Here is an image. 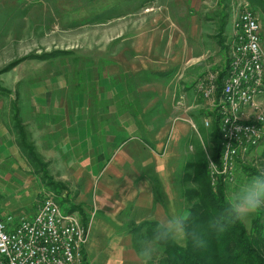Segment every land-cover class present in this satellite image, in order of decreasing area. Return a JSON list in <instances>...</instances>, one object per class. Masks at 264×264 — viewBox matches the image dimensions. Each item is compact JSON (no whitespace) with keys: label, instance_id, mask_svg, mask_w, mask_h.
Masks as SVG:
<instances>
[{"label":"rangeland","instance_id":"374dc122","mask_svg":"<svg viewBox=\"0 0 264 264\" xmlns=\"http://www.w3.org/2000/svg\"><path fill=\"white\" fill-rule=\"evenodd\" d=\"M244 7L254 13L264 38V0H0L2 215L16 220L30 217L40 197L54 196L60 211L75 206L81 219H89L88 241L81 254L85 264H138L123 263L119 257L123 230L128 227L121 221L129 209L116 206L110 196L96 197L97 180L108 178L104 172L98 175L110 155L102 145L105 126L112 124L113 146L128 133L139 139L143 151L136 159L143 162L141 175L149 185L160 188V196L168 195L169 177L177 176L181 190L194 187L182 175L191 171L190 163L210 157L212 149L210 124L203 125L209 111L195 88L196 80L202 65L224 67L229 34L224 35L230 20ZM25 82L33 91H49V103L63 100L70 112L78 103L79 125L98 133L95 152L84 145L65 153L41 149L33 122L27 124L22 115L28 104H23L29 92ZM183 90L182 101L192 106L193 115L187 120L179 116V91L183 94ZM123 113H128L127 121L119 117ZM51 123L44 132L52 133ZM4 136L14 143L18 156L10 154L12 146ZM263 150L264 142L236 166L224 194L264 169ZM176 153L179 158H173ZM171 195L168 210L174 213L173 202L177 199L176 208L181 210L183 200L178 209L181 193L176 197L171 188ZM92 196L99 209L87 214L85 199ZM238 222L248 238L257 241L260 223L264 230V211ZM142 231L136 232V247ZM260 248L264 253V241Z\"/></svg>","mask_w":264,"mask_h":264},{"label":"built area","instance_id":"2783aa9c","mask_svg":"<svg viewBox=\"0 0 264 264\" xmlns=\"http://www.w3.org/2000/svg\"><path fill=\"white\" fill-rule=\"evenodd\" d=\"M227 41L220 87V70L195 84L217 121L218 163L206 158L211 186L217 178L232 182L236 166L264 142V43L250 8L236 12ZM204 118L207 127L211 116ZM88 231L89 219L84 224L77 211H60L54 196L44 195L30 217L0 215V264H81Z\"/></svg>","mask_w":264,"mask_h":264},{"label":"crops","instance_id":"0c3cea01","mask_svg":"<svg viewBox=\"0 0 264 264\" xmlns=\"http://www.w3.org/2000/svg\"><path fill=\"white\" fill-rule=\"evenodd\" d=\"M230 22L228 25V31H226L224 37H227V35L229 34ZM196 24L199 25L198 22H196ZM201 25L202 24H200V26ZM259 31H260L259 32L260 40L264 43V38L261 33L260 25H259ZM201 37L202 36H200V38ZM225 50L223 54H225L226 52ZM208 67H212V66L202 65L203 71L201 72L200 78L212 76L213 74H217V72L219 71V68H217L218 66H215L214 68H210V69ZM25 87L29 90V92L23 104H26L27 101L28 104L26 110L22 109L23 110L22 115L25 117L26 119L25 122L27 124L29 123L28 121L33 122L31 128L36 130L37 132L35 137L37 139V145L41 146L40 147L41 149L45 151L56 150L65 153V152H74L75 150L79 151V149L81 150L82 145H84L89 148V151L95 152L96 148H98L99 146V141H100V140L98 141V133H96L95 129L93 128L84 129L81 127V125H79L81 114L78 103L76 104V108L74 106V108L70 112L64 109L63 100L61 101L57 100L53 104L49 103V101L51 100L50 96H48V94H50L49 91H47L48 94L47 92L41 93L38 90L33 91V89L35 88H32V85L27 82H25ZM179 95L182 103V107H181L182 113L179 116L184 117L182 118V120H187V118H190V116L193 115L191 110L192 106H187L188 105L187 102L184 104V102L182 101V96L183 97L186 96L184 90H183V94L182 92L179 91ZM0 110H1V106H0ZM111 113H109L110 115L108 116L110 121L112 120ZM119 117L122 120L127 121L129 116L128 113H123L120 114ZM133 117L135 121L138 120V118H136V114H134ZM104 119L105 120L107 119V115H105ZM49 120H53V123H51L54 126L52 127L51 130L52 133H50V130L47 133L44 132L45 128H48L47 125ZM22 121H24V118L22 119ZM65 121H67L68 123H65ZM36 122H44V123L36 124ZM53 129H55L56 131L53 132ZM88 134H90L89 139L87 140L83 139L85 138V136L87 137ZM107 134H110L108 135L109 140L106 139ZM131 134L134 133H128V137L126 139L120 141L118 145L113 146L112 124L109 125L108 128L107 126H105L104 134H103L105 137V141L103 140L102 145L107 147L106 152H108L110 155L100 167L99 169L100 171L98 172V175H100L101 172H104L106 176H108V178H106L102 182L97 180L95 184L96 189L98 187V192H97L98 196H96L98 200L100 198H103L104 196H110L112 198V201L116 202L115 203L116 206L129 209L126 215L123 216L124 217L123 221H121V223L127 224L128 226L125 230H123V235H124L123 246L121 247L122 252L119 256L122 259L123 263L124 262L138 263L136 257V245H135L136 241L134 239V236L132 235V230L134 229V227L144 222H148V223L152 222L153 218L158 214L172 213L171 210H168L170 208V203H169V201L171 200L170 197L172 196L171 188L172 190H174L176 197L178 192H179V196L181 193L177 176L176 178L169 177L168 182H166L165 180L166 176L164 177L163 182L165 181L167 183V189H168V195L165 194L164 197L159 195L160 188L158 186L155 189L156 185L151 186L146 182L145 179H143L140 172L141 164H143V162L140 159L139 160L136 159L138 152L143 151V147L139 143V139L138 140L135 139V137H133ZM66 136H68V139H65ZM69 136L71 139H69ZM0 137H1V133H0ZM5 139L12 146L11 150L10 148H8V151L10 150L12 152L9 153L18 156L19 155L18 150L16 149L14 143H12L10 139L8 140L7 137ZM187 140H182V144H186L185 142H187ZM134 141L136 144H130L131 142ZM155 142L156 140L152 143L155 144ZM149 149H150L149 153L153 154L152 148ZM180 150L181 149L179 148L178 152H180ZM159 154L160 155L163 154V149ZM179 155H180L179 153H176V155L173 158H179ZM167 165L171 167V162L167 163ZM168 185L170 186V189ZM163 190H166V187H164V185H163ZM154 192L157 193L156 195L158 200H156V195ZM179 199H180V207H178V209L182 208L181 196ZM82 201L84 202V199H82ZM176 201L177 199L173 202L174 205L172 207L174 209V212L177 211ZM84 204H87L86 205L87 206L86 208L88 210L87 214L90 211L94 212L95 210L99 209V207H97L96 198L93 196L88 201H86L85 199ZM1 212L2 211L0 210V215H2Z\"/></svg>","mask_w":264,"mask_h":264},{"label":"trees","instance_id":"16d2710c","mask_svg":"<svg viewBox=\"0 0 264 264\" xmlns=\"http://www.w3.org/2000/svg\"><path fill=\"white\" fill-rule=\"evenodd\" d=\"M224 74L225 65L220 68L216 80L218 88ZM208 114L211 116L209 138L212 149L210 158L217 164L219 155L217 121L213 117L214 113L209 112ZM188 166L191 171L184 172L181 179L192 183L194 187H182V209L191 214V228L200 234L203 244L195 246L191 240L183 246L173 243L165 244L160 256L156 258L155 262L151 261L150 264H264V253L261 252L260 248V242L263 243L264 241L262 223L257 229L260 237L257 241H251L248 238L245 229L238 221L231 223L220 232L211 229L209 219L213 213L221 210L227 184L217 178L215 184L210 185L206 158L198 160L197 163H190ZM54 199L57 202V199ZM75 209L77 210L75 206H72L67 211H74ZM83 223H86L85 220ZM152 226V222H144L140 224V227H134L132 235L135 241H137L136 232L139 231V228H143L142 239H147L151 234ZM135 245L137 246L136 243ZM81 264H85L83 258H81Z\"/></svg>","mask_w":264,"mask_h":264},{"label":"clouds","instance_id":"9594fccd","mask_svg":"<svg viewBox=\"0 0 264 264\" xmlns=\"http://www.w3.org/2000/svg\"><path fill=\"white\" fill-rule=\"evenodd\" d=\"M261 211H264V169L225 192L224 204L210 217L209 227L220 232L231 223L246 220ZM152 224L149 237L137 242L138 264H150L168 243L182 245L191 240L195 246L203 244L200 234L191 228V214L183 209L158 214Z\"/></svg>","mask_w":264,"mask_h":264}]
</instances>
